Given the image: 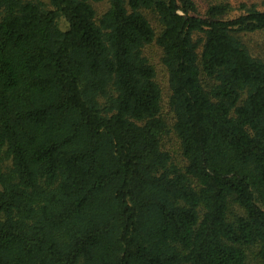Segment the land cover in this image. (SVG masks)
<instances>
[{
    "label": "trees",
    "instance_id": "trees-1",
    "mask_svg": "<svg viewBox=\"0 0 264 264\" xmlns=\"http://www.w3.org/2000/svg\"><path fill=\"white\" fill-rule=\"evenodd\" d=\"M243 8L0 0V264H264V59L240 38L264 2Z\"/></svg>",
    "mask_w": 264,
    "mask_h": 264
},
{
    "label": "rangeland",
    "instance_id": "rangeland-1",
    "mask_svg": "<svg viewBox=\"0 0 264 264\" xmlns=\"http://www.w3.org/2000/svg\"><path fill=\"white\" fill-rule=\"evenodd\" d=\"M197 7L198 14H204L206 8L218 2L227 3L229 5V12L225 15L226 18L233 17L243 11V6L255 4L258 8L263 7L264 0H194ZM107 6L105 1L100 2L96 5L99 11H102ZM60 26L62 28H66L65 22L60 19ZM240 38L244 41L247 45L250 52L256 56L264 59V31H254V32H246L240 33ZM144 53L148 57V59L154 64L157 72V79L161 83L162 87L165 90L166 85V75L163 66L159 61L160 57V50L155 45H149L144 48ZM165 94V92H164ZM167 109V106L165 107ZM164 147L167 149L171 155L172 160L183 164V158L180 154V149L178 145V140L175 136L171 133L164 137Z\"/></svg>",
    "mask_w": 264,
    "mask_h": 264
}]
</instances>
